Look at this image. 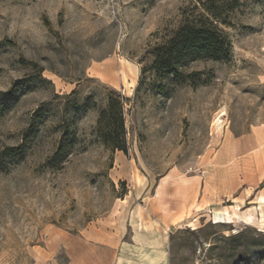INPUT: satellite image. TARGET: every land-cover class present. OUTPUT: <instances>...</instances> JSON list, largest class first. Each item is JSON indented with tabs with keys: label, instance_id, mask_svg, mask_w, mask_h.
<instances>
[{
	"label": "rangeland",
	"instance_id": "374dc122",
	"mask_svg": "<svg viewBox=\"0 0 264 264\" xmlns=\"http://www.w3.org/2000/svg\"><path fill=\"white\" fill-rule=\"evenodd\" d=\"M193 7L0 0V264H134L110 244L128 247L140 224L169 234V264H264L255 208L264 190V0H240L221 26L228 59L160 73L156 55ZM115 92L126 152L94 133ZM231 176L256 191L222 197ZM217 213L234 223L215 224Z\"/></svg>",
	"mask_w": 264,
	"mask_h": 264
},
{
	"label": "trees",
	"instance_id": "16d2710c",
	"mask_svg": "<svg viewBox=\"0 0 264 264\" xmlns=\"http://www.w3.org/2000/svg\"><path fill=\"white\" fill-rule=\"evenodd\" d=\"M192 1L193 14L185 16L183 24L156 55L154 69L160 73H176V65L185 60L229 58L230 39L221 26H231L230 15L239 6L240 0ZM94 133L111 149L126 152L124 99L116 92L109 94L106 106L99 113Z\"/></svg>",
	"mask_w": 264,
	"mask_h": 264
},
{
	"label": "crops",
	"instance_id": "0c3cea01",
	"mask_svg": "<svg viewBox=\"0 0 264 264\" xmlns=\"http://www.w3.org/2000/svg\"><path fill=\"white\" fill-rule=\"evenodd\" d=\"M261 138V139H260ZM258 137V140L263 142L264 136ZM237 178L235 176L229 177L226 185H224L221 189H219V194L224 198H229L230 196L240 192V195L243 198H247L250 196L252 191H256V185L251 183H246L242 178ZM251 180V179H250ZM239 181H241L239 183ZM257 183L258 179L254 178ZM262 194H264V190L261 189L260 193L255 197L256 210L259 212L258 219L260 222V207L259 205L264 206V203L260 201L262 198ZM264 198V197H263ZM259 201V202H258ZM238 207V206H236ZM235 208V207H234ZM262 210V209H261ZM264 211V210H263ZM137 222V221H136ZM129 227L132 228L131 224ZM169 234L162 229H152V230H143V227L140 228L138 226L135 227V230L132 232L131 239L132 243L127 246H120V243L113 242L112 246L117 247L125 254L129 253L131 255L137 256V258L133 259L134 264H169Z\"/></svg>",
	"mask_w": 264,
	"mask_h": 264
},
{
	"label": "bare ground",
	"instance_id": "6f19581e",
	"mask_svg": "<svg viewBox=\"0 0 264 264\" xmlns=\"http://www.w3.org/2000/svg\"><path fill=\"white\" fill-rule=\"evenodd\" d=\"M260 201L264 203V198H260ZM259 202V201H258ZM213 218V217H212ZM213 220V219H212ZM259 220V219H258ZM247 221V219H246ZM214 223L215 224H224V225H229L234 223L232 217L228 214H223V213H217L214 216ZM260 223L264 224V211L260 209Z\"/></svg>",
	"mask_w": 264,
	"mask_h": 264
}]
</instances>
